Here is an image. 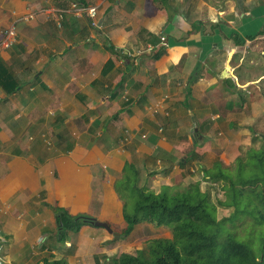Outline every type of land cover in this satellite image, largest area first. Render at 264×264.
I'll return each mask as SVG.
<instances>
[{"label": "crops", "instance_id": "0c3cea01", "mask_svg": "<svg viewBox=\"0 0 264 264\" xmlns=\"http://www.w3.org/2000/svg\"><path fill=\"white\" fill-rule=\"evenodd\" d=\"M83 1L98 8V28L73 14L82 0H0V41L18 24L0 52L1 264H103L128 252L126 164L156 193L202 187L209 178L191 170L212 167L224 133L238 141L236 105L263 101L264 0ZM58 208L114 232L86 224L60 240ZM154 226H136L141 243Z\"/></svg>", "mask_w": 264, "mask_h": 264}, {"label": "trees", "instance_id": "16d2710c", "mask_svg": "<svg viewBox=\"0 0 264 264\" xmlns=\"http://www.w3.org/2000/svg\"><path fill=\"white\" fill-rule=\"evenodd\" d=\"M236 42L243 44L239 38ZM224 81L237 89L232 79ZM200 169L205 179L224 181L227 198L220 203L234 208L229 216L218 217L217 203L209 190L202 189L201 180L182 187L164 186L156 193L139 187L132 178L134 166L126 164L123 184L137 201L134 213L127 212L125 203L126 227L121 236L131 235L145 222L168 227L172 237L151 238L144 248L123 252L106 259L105 264H264V136L261 146L250 149L235 170L223 168L220 159L212 167ZM93 221L90 216L58 208V238L65 240L70 232ZM42 264L68 263L45 259Z\"/></svg>", "mask_w": 264, "mask_h": 264}, {"label": "rangeland", "instance_id": "374dc122", "mask_svg": "<svg viewBox=\"0 0 264 264\" xmlns=\"http://www.w3.org/2000/svg\"><path fill=\"white\" fill-rule=\"evenodd\" d=\"M256 62L259 63V65H256V70L258 71V73L260 72L263 73L264 72V59L257 60ZM263 84H264V80L261 83L262 86L260 88L264 95ZM226 97H228L230 101L238 98L232 95L231 93H228ZM262 99L263 101L261 103L255 102L254 105L248 101L243 102L242 106L239 104L236 105L237 107L235 110V114L234 112L232 113V115L234 116L233 119L235 121L234 124L236 123L235 124L236 127L234 128L232 127V129L239 130L236 132H239L241 136H238V141H236L234 137L235 136L237 137V133L235 134V132L233 131H229L230 134L224 133L223 136H230L229 140L227 142L219 144V147H216V146H215L216 148L212 147V150L210 151L209 154L207 153L208 155H207V158L205 159L204 164H206V166H210L212 164V161L217 158V159H221L223 168L228 167V168H231L232 170H235V168L237 167L239 163V160L240 159L245 160L247 157L248 151L250 149H253V148L258 149L261 146L262 137L264 136V97H262ZM227 110L229 111V109ZM226 114L228 113L226 112ZM211 137H212L211 141L216 140V138H214L215 134H212ZM193 168L194 170H191V173H196L199 179H201L203 173L200 167H198L197 165V166H194ZM208 180H209L208 182L207 181L202 182V189L203 190L207 189L211 192V196L218 206V211H217L218 217L222 218L224 216H229L232 213L234 208L225 206L220 203V201H223L227 198V193L225 192L223 188L224 181L222 180L214 181L212 179H208ZM151 182H152L151 179L147 180V177L146 179L144 177H140V179L138 180L139 186H142L144 188L148 187L147 189L154 191L155 189L149 187ZM184 185H187V184L184 183ZM120 192H121L122 197L124 198L125 203L127 204L126 206L127 212L134 213L137 197H135L132 191L125 185H121ZM154 227H155L154 228L155 230L152 229V231L147 232V234L144 235L145 241H142V243L140 240L143 237V235L142 233H139V232L135 234V231H133L130 237L125 238L127 240L125 241L127 244L125 248L128 249V252H135L138 249L144 248L148 240H150L151 238L172 237V232L168 227H164V226H161V227L154 226ZM117 238H120V237L115 236V239ZM125 248H122V249L124 250ZM105 262L106 261H104L103 264H105Z\"/></svg>", "mask_w": 264, "mask_h": 264}, {"label": "built area", "instance_id": "2783aa9c", "mask_svg": "<svg viewBox=\"0 0 264 264\" xmlns=\"http://www.w3.org/2000/svg\"><path fill=\"white\" fill-rule=\"evenodd\" d=\"M71 10L73 14L78 16H83L89 19L90 24L94 28H98V8L95 6L73 2L71 6ZM34 17L33 13L27 14L23 17V20H29ZM62 15L59 18L58 25L61 26L62 24ZM18 36V24L17 22H13L8 29L5 32L4 38L0 41V52L2 49L11 47L17 40ZM165 37H162V41L165 42ZM149 49H153V46H149ZM161 107V104H157L156 107H154V111L158 112ZM48 144H51L50 141H47ZM1 264V262H0Z\"/></svg>", "mask_w": 264, "mask_h": 264}, {"label": "water", "instance_id": "95a60500", "mask_svg": "<svg viewBox=\"0 0 264 264\" xmlns=\"http://www.w3.org/2000/svg\"><path fill=\"white\" fill-rule=\"evenodd\" d=\"M225 76L228 75V68L225 70ZM197 128L195 129H192V131H196ZM95 225L97 226H102V227H105L106 229H108L110 232H114L113 228L111 227V225L108 223V222H104V221H99V220H94L93 221ZM115 234H118V233H115Z\"/></svg>", "mask_w": 264, "mask_h": 264}]
</instances>
